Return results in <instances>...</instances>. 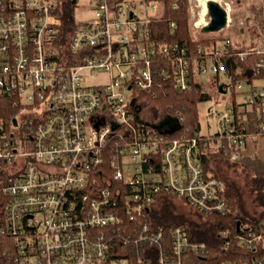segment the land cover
<instances>
[{
  "label": "built area",
  "instance_id": "built-area-1",
  "mask_svg": "<svg viewBox=\"0 0 264 264\" xmlns=\"http://www.w3.org/2000/svg\"><path fill=\"white\" fill-rule=\"evenodd\" d=\"M163 1L94 0L96 15L79 21V0L69 9L0 0V99L15 97L27 112L10 127L0 116V239L16 264H264V221L222 229L219 250L184 224L144 221L163 193L204 218L228 215L227 185L202 157L241 160L248 140L264 135V46L231 52L225 39L193 52L156 39L150 26L162 20ZM188 4L192 28H203L195 0ZM253 51L255 78H235L228 59ZM98 74L108 79L90 81ZM204 76L231 94L208 112L215 130L172 136L182 119L152 117L148 93L160 79L182 91Z\"/></svg>",
  "mask_w": 264,
  "mask_h": 264
},
{
  "label": "trees",
  "instance_id": "trees-1",
  "mask_svg": "<svg viewBox=\"0 0 264 264\" xmlns=\"http://www.w3.org/2000/svg\"><path fill=\"white\" fill-rule=\"evenodd\" d=\"M64 3L65 8L69 9L71 7L70 0H60ZM178 1V7H174V2ZM263 0H250V8L247 17L245 18V26L242 27L248 33V41L245 38L237 37L233 34L232 29L227 34L217 35L215 37H204L194 39L195 34L194 29L190 24V11L188 0H164V12L162 15V20L159 23H155L150 26L152 32H156L154 37L156 39L164 40H179L180 42L188 45L193 52L200 44L209 46L211 44H217L218 42L230 39L229 50L231 52L243 51V50H254L257 47L264 46L263 41V25L264 19L262 15L264 13V5L261 4ZM68 11V10H67ZM175 20L177 27L175 29L171 28L170 22ZM225 30H229L224 28ZM259 53L253 51L247 54L244 59L240 56H236L235 60L228 59L227 67L231 69L235 78H246L249 77L251 80L255 78L251 72V66L253 62L259 58ZM241 68V72L235 73L236 68ZM211 86H214L219 93L223 92L221 89V84L219 83L218 77H212L209 81ZM211 98V93L207 91L206 83L197 84L191 89L180 90L168 79H160L159 85H155L152 92L147 95V105L151 107L154 111H165L169 115H177L181 118V122L178 128L171 134L172 136L183 135H198L201 133V121H200V110L199 105ZM235 96L231 97L234 100ZM21 113V106L18 99L15 97L11 98L9 96H3L0 99V116L5 121V124L10 127L12 126L13 118H18ZM205 137L206 134H202ZM205 139V138H204ZM224 156L222 152H213L211 150L207 155L202 157L203 167L206 172H212L215 176L220 177L214 171L213 161L217 160L218 157ZM242 161L246 162V165L255 168L257 170V175L252 178V181L257 185L259 190V199L261 204V210L255 219H251L250 215H243L235 207L232 206V211L226 216H209L204 218L203 221H198L191 217H186L184 214L176 212L174 209L172 194L163 193L159 194L152 204L151 211L156 213L158 220L156 222L152 219V212L145 213L144 221H147L155 225H163L165 227H170L173 224H184L189 229V234L193 236L196 240L205 241L210 243L213 248L219 250L217 247L221 245V239L219 233L222 229L231 228L236 231L238 221L251 223L258 225L259 222L264 221V161L260 158H252L246 156V154L241 158ZM230 192H228L227 197L230 202L236 203L239 200V192L234 189V186L230 185ZM4 199L0 197V205H3ZM3 216L0 214V220ZM5 252L4 241L0 239V262L1 264H16L13 259L9 257L8 253ZM247 250L241 249L240 253L238 251L232 256V258H239L245 254ZM237 255V256H236ZM228 255H225V257ZM230 256V255H229Z\"/></svg>",
  "mask_w": 264,
  "mask_h": 264
},
{
  "label": "rangeland",
  "instance_id": "rangeland-1",
  "mask_svg": "<svg viewBox=\"0 0 264 264\" xmlns=\"http://www.w3.org/2000/svg\"><path fill=\"white\" fill-rule=\"evenodd\" d=\"M209 0H195L197 17L199 18V13L204 15L205 17V25L209 20H211V16L209 15L207 3ZM224 7H227V4L230 6V17L232 21L229 27H225L229 30H220V31H204L201 27H194V31L196 36L200 38L204 37H215L217 35L227 34L232 29L234 35L240 38H245L246 41L249 39L248 33L242 29L245 26V18L249 12V4L250 0H217ZM261 4H264V0ZM78 5L80 7L77 8L75 12V17L79 21H87L90 18L96 15L95 3L94 0H79ZM82 7V8H81ZM87 7H91L93 10H87ZM264 19V13L262 15ZM204 25V26H205ZM263 33H264V25H263ZM247 37V38H246ZM208 76L203 77V81L206 83L207 91L211 93V98L203 101L199 105L200 110V121H201V133H212L215 130L214 120L210 119L208 116V112L211 108H223V104H225L231 94L228 93H219L214 86H211L208 80ZM108 79L107 75L98 74L90 79V81H106ZM159 111H154L153 116H158ZM147 114V112H146ZM151 114V113H150ZM148 114V115H150ZM27 112H22L19 116L20 120H23ZM147 115V116H148ZM246 156H250L252 158H260L264 161V135L257 136L255 138H250L248 140L247 149L245 151ZM244 154V155H245ZM214 171L227 185L226 195L230 192V185L234 186V189L239 192V200L236 203H232V206L235 207L238 211H240L243 215H250L251 219H255L258 217L261 204L259 197L258 186L255 185L252 181V178L257 175V170L246 165L245 161L242 159L234 161L231 160L226 155L221 158L218 157L217 160L213 161ZM212 173V172H210ZM174 209L176 212L184 214L186 217H191L198 221H203L202 217H200V213L193 210L185 200L174 197ZM154 222L158 220L156 213L152 212L151 214Z\"/></svg>",
  "mask_w": 264,
  "mask_h": 264
},
{
  "label": "water",
  "instance_id": "water-1",
  "mask_svg": "<svg viewBox=\"0 0 264 264\" xmlns=\"http://www.w3.org/2000/svg\"><path fill=\"white\" fill-rule=\"evenodd\" d=\"M207 8L209 15L211 16V20H209V22H207V24L203 26L202 29L207 32L222 31V29H224L227 25L228 11L217 0H209L207 3ZM13 123L15 125L17 124V118H13Z\"/></svg>",
  "mask_w": 264,
  "mask_h": 264
},
{
  "label": "flooded vegetation",
  "instance_id": "flooded-vegetation-1",
  "mask_svg": "<svg viewBox=\"0 0 264 264\" xmlns=\"http://www.w3.org/2000/svg\"><path fill=\"white\" fill-rule=\"evenodd\" d=\"M18 119V118H17ZM167 116H164L163 119L160 120V124H164V122H166Z\"/></svg>",
  "mask_w": 264,
  "mask_h": 264
},
{
  "label": "crops",
  "instance_id": "crops-1",
  "mask_svg": "<svg viewBox=\"0 0 264 264\" xmlns=\"http://www.w3.org/2000/svg\"><path fill=\"white\" fill-rule=\"evenodd\" d=\"M264 5V4H263ZM249 13V12H248ZM247 38V37H246ZM249 38V37H248Z\"/></svg>",
  "mask_w": 264,
  "mask_h": 264
}]
</instances>
